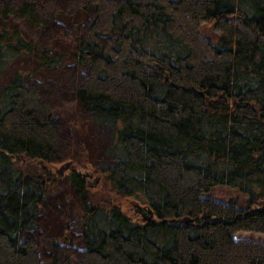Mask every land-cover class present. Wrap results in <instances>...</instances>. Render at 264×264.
<instances>
[{
	"label": "trees",
	"instance_id": "obj_1",
	"mask_svg": "<svg viewBox=\"0 0 264 264\" xmlns=\"http://www.w3.org/2000/svg\"><path fill=\"white\" fill-rule=\"evenodd\" d=\"M62 22L70 43L43 36ZM20 56L33 67L8 71ZM60 94L109 137L95 167L70 156L71 241L38 234L60 188ZM243 231L264 233V0H0V264H264Z\"/></svg>",
	"mask_w": 264,
	"mask_h": 264
},
{
	"label": "rangeland",
	"instance_id": "obj_2",
	"mask_svg": "<svg viewBox=\"0 0 264 264\" xmlns=\"http://www.w3.org/2000/svg\"><path fill=\"white\" fill-rule=\"evenodd\" d=\"M66 23V24H65ZM67 26V22H62L61 27L58 24V27L55 25V32H47L44 34V37H51L54 42L58 45H65L70 43V33L69 29H65ZM202 33L205 36L211 37L213 39L216 38L217 34L213 28L210 27L209 24H206L202 28ZM52 34V35H51ZM34 65V61H32L27 56H20L16 59L9 67L8 71L15 70V69H29L32 68ZM149 69L152 71L156 70V67L151 64L149 65ZM64 75V73H63ZM41 79L54 80L57 75H47L46 73L42 75ZM57 108L59 109V122L62 123L63 127V153L57 161L50 163V170L57 172V170L61 167L63 163L70 160V156L74 153L78 154L79 157H87V165L83 167V170H86L88 167H95L98 161L101 159V153L103 150L104 141L109 138L106 136V132L100 126L90 122L89 118L87 117L86 113L79 109L73 101L66 98L65 95L60 94V98L56 101ZM72 122H76L75 126H73ZM76 167V164H74ZM69 170L64 172L62 175H59V187L57 190H53L52 194L54 197L53 206L44 207L41 211L39 216V227H38V234H44L43 236L47 237H56L61 236L65 240H73L75 239L76 227L69 228L66 226L67 221L59 215L57 208L63 206V201L67 198L70 192V186L68 182H66L65 176L67 175ZM95 177H92L94 181ZM41 181L42 184L45 185L47 181L46 178L43 176ZM46 180V181H45ZM95 182V181H94ZM92 186L97 187L100 190V199L98 203L101 206H108V202L110 200V193L107 187L103 186L99 183H94ZM211 194L215 195L217 198L223 200H230V199H239L243 201L247 198V195L241 193L236 188L227 187L223 185H217L212 190ZM140 202V203H139ZM142 204V205H141ZM145 203L140 201L137 197H129L126 205V211H128L132 215H136L134 217L141 218L140 215V208L145 206ZM137 208L136 212L135 209ZM143 216V215H142ZM144 220V219H143ZM237 239H255L258 241L264 242V233L260 232H239L235 235Z\"/></svg>",
	"mask_w": 264,
	"mask_h": 264
},
{
	"label": "water",
	"instance_id": "obj_3",
	"mask_svg": "<svg viewBox=\"0 0 264 264\" xmlns=\"http://www.w3.org/2000/svg\"><path fill=\"white\" fill-rule=\"evenodd\" d=\"M72 164H73V160H69V161H66L65 163H63L61 165V167L57 170L60 174H63L66 170L70 169L72 167ZM100 182V177H97L95 179V183H99ZM141 212L143 213L144 215V219L145 220H150L154 217V211L152 210V208L150 207H145V206H142V207H139ZM173 222H176V223H188V222H192L193 219L190 217V216H183V217H179V218H174L172 219Z\"/></svg>",
	"mask_w": 264,
	"mask_h": 264
},
{
	"label": "flooded vegetation",
	"instance_id": "obj_4",
	"mask_svg": "<svg viewBox=\"0 0 264 264\" xmlns=\"http://www.w3.org/2000/svg\"><path fill=\"white\" fill-rule=\"evenodd\" d=\"M73 161H74V163H75V159H73ZM74 166V165H73ZM71 169H72V167H71ZM71 169H68L69 171L68 172H70L71 171Z\"/></svg>",
	"mask_w": 264,
	"mask_h": 264
},
{
	"label": "bare ground",
	"instance_id": "obj_5",
	"mask_svg": "<svg viewBox=\"0 0 264 264\" xmlns=\"http://www.w3.org/2000/svg\"><path fill=\"white\" fill-rule=\"evenodd\" d=\"M144 219V218H143ZM145 220V219H144Z\"/></svg>",
	"mask_w": 264,
	"mask_h": 264
}]
</instances>
